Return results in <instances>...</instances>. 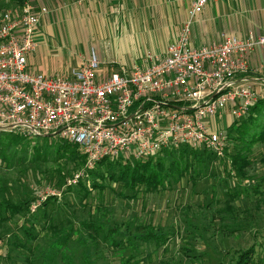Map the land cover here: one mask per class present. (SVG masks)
I'll list each match as a JSON object with an SVG mask.
<instances>
[{
    "label": "rangeland",
    "instance_id": "obj_1",
    "mask_svg": "<svg viewBox=\"0 0 264 264\" xmlns=\"http://www.w3.org/2000/svg\"><path fill=\"white\" fill-rule=\"evenodd\" d=\"M74 2L76 6H73ZM107 3L110 4V0ZM26 4L47 10L36 40L47 54L45 64L53 69L49 76H61L76 68L91 50L96 53L101 67L115 70V66L120 65L130 68L147 52L158 53L168 45L162 35L149 31L142 33L137 27L133 30L132 25L129 38L122 33H113L115 25L109 22L113 17L109 5L100 3L99 11L95 5L79 8L76 0H27ZM0 6V12L18 8L9 0H0ZM129 20L132 24L133 16ZM258 65L259 62H255L250 67L255 69ZM254 88L259 87L254 85ZM214 123L225 137L226 117ZM47 141L49 145L40 138L28 141L20 165L13 163L10 168H0L1 217L8 218L0 223V264H28L26 260L33 264H229L234 251L249 249L253 264H264V143L250 145L244 178L231 172L230 160H192L191 166L196 172L202 169L209 176L197 181L193 189L183 179L172 184L170 189L166 188V192L146 195L142 209L139 199L121 200L117 196L119 186L108 181L100 183L88 176L82 178L81 184H77L80 179L72 184L79 170L78 161L72 160L67 153L64 159H56L55 147L61 142ZM235 146V149L241 147ZM31 147L46 152L49 160L32 163ZM93 183L102 189L83 199V189L90 190ZM234 193L238 199L230 206L225 205L227 195ZM49 200L53 203L56 223L67 230L65 244L60 233L52 235L42 231L45 213L40 209L43 210L42 205ZM25 201L28 203L21 214L9 218V212L4 213L9 210V203ZM88 218L100 227V231L103 230V235L111 232L106 244L112 238L123 240L130 236L128 239L131 246H135L137 260H128L131 251H126L125 246L113 254L100 244H93L83 229ZM19 226H32L37 240L28 242L24 239ZM141 226H149L167 236V245L158 249L153 244H139L137 228ZM16 242L23 243L27 250L17 249ZM30 245L37 246V252L32 254Z\"/></svg>",
    "mask_w": 264,
    "mask_h": 264
},
{
    "label": "built area",
    "instance_id": "obj_2",
    "mask_svg": "<svg viewBox=\"0 0 264 264\" xmlns=\"http://www.w3.org/2000/svg\"><path fill=\"white\" fill-rule=\"evenodd\" d=\"M185 1L187 20L162 54L108 70L91 50L61 76L33 73L28 61L47 10L26 4L0 12V132L76 145L85 162L72 184L104 159H148L179 146L222 157L225 140L214 122L227 112L240 118L263 96L264 65L252 70L249 57L264 52V36L222 35L192 47V21L213 0Z\"/></svg>",
    "mask_w": 264,
    "mask_h": 264
},
{
    "label": "trees",
    "instance_id": "obj_3",
    "mask_svg": "<svg viewBox=\"0 0 264 264\" xmlns=\"http://www.w3.org/2000/svg\"><path fill=\"white\" fill-rule=\"evenodd\" d=\"M9 1L16 7L22 8L24 5H26L27 0ZM225 117L227 119V128L225 129V149L222 157H217L213 152L203 146L199 149H192L187 146H179L176 148L172 147L163 150L154 157L148 159H104L97 163V165L91 169L87 173V176H84L83 179L91 176V178L100 181V183L108 181L109 183L116 184L120 189L119 192H117V196H119L121 200L137 201L139 199L143 209L144 196L166 192L167 189H170L172 184H178L183 179H186V183H188L189 187L193 189L196 186L197 181L209 176L206 172H202V169H199L198 172H196L191 166L192 160L200 161V158H203V160L213 159L216 162H220L224 159L230 160L231 172L238 175L237 177L239 178H244L243 173L244 169L248 166L247 164L250 153V145L254 143H264V121L261 120L264 118V96L261 97V99H258V101L253 104L251 108H249L245 115L238 118L239 120L234 118L233 120L236 121L232 122L233 120L231 121L229 119L231 116H226L225 114ZM36 138L42 139V141L46 142V144H48V139H56L60 141L61 144H56L55 147V156L57 157L56 159H64L67 153L72 160L78 161L77 168L79 170L82 169L85 158L81 153V150L74 144H69L65 141L49 136L23 137L16 133L6 132H0V168H10L13 163L15 165H20L22 163L21 156L27 152V148L30 143L28 141ZM235 144L240 145L241 147H239V149H235ZM232 150L233 152H230ZM18 151L19 156L17 158L16 154ZM31 152L32 157L30 161L32 163H45L49 160L48 154L46 152H42L40 149L31 147ZM83 179L81 178L77 184H81ZM227 179H229V177ZM97 189L102 188L96 183L92 184L90 190L84 188L83 199H86L91 192ZM226 198L227 200L225 201V205L227 206L232 205V202L238 199L237 194L235 193L227 195ZM50 202L51 201L49 200L48 202L44 203L42 205L44 207L43 210L40 209L43 214L45 213L43 216L45 221L42 231L43 233L49 232L52 235L60 233V237H64L65 244L68 241V238L65 236L68 235L67 230L66 228L63 229L59 227L58 223H56L54 214L52 213L53 203ZM27 203L28 201L23 203L20 202L19 204L9 203V208L7 207L9 210H4V213L7 214L8 211L9 218L17 214H21L24 210V206ZM88 209H90V207H88ZM1 215L3 216L0 207V223L8 219L2 218ZM5 217L8 216L6 215ZM89 218L88 221L82 225L85 233L87 234V238L93 244H100L102 248H107L113 254H117L116 252L126 248V251H131L128 260H134V262L137 260L135 259V254H137L135 251V246L132 247L131 240L128 239L130 236H127V238L123 237V240H115L112 238V240L106 244L107 239L111 237V232L103 235V230L100 231V227L96 225L95 222L90 221ZM32 228V226H28V228L19 226L22 235L25 237L24 239H26L28 242L37 240V234ZM137 230L139 234L137 239L141 241L139 244H153L159 249L162 246H166L169 241L167 236L158 234V232L149 226H141L138 227ZM133 242L137 243L136 241ZM14 245L17 249L27 250L23 243L16 242ZM122 246H125V248H122ZM102 248L97 249L102 250ZM30 252L32 254L37 252V246L30 245ZM5 258L8 259V256L6 255ZM49 260H51V258ZM26 261L28 264H33L32 261ZM229 264H253L251 249L243 252H241V250L234 251Z\"/></svg>",
    "mask_w": 264,
    "mask_h": 264
},
{
    "label": "crops",
    "instance_id": "obj_4",
    "mask_svg": "<svg viewBox=\"0 0 264 264\" xmlns=\"http://www.w3.org/2000/svg\"><path fill=\"white\" fill-rule=\"evenodd\" d=\"M146 1L110 0L109 4L107 3L108 0H84L78 7L89 8V6L95 5V9L100 11V3L104 6L109 5L113 15V17L110 15L109 22L111 21V24L115 25L112 30L113 33H122L129 38L128 31L132 25L133 30L137 27L136 29L142 31V33L145 31H147L145 33L149 31L150 34L153 32L158 33L168 41V45L173 43L178 31L183 28V24L187 20L189 4L185 0ZM112 5L113 7H110ZM73 6H76L75 2ZM132 16L133 21L131 24L129 18ZM103 21L106 27V21L104 19ZM40 28H42L41 24L37 29L36 36L40 34ZM190 31V45L192 47L218 43L222 40V35H233L241 38L249 34L264 36V0H213L201 14L194 18ZM36 43L37 49L28 60L31 70L34 68L33 72L49 76L48 73L52 72L53 69H49L48 65L45 64L47 54L40 48L37 40ZM163 51L155 54H162ZM77 61L79 63L78 57ZM255 62H259L255 69L264 63V52L259 48H256L249 57L250 66H254ZM136 65H140V61ZM120 67L122 66H115V70ZM252 69L254 68L252 67Z\"/></svg>",
    "mask_w": 264,
    "mask_h": 264
}]
</instances>
